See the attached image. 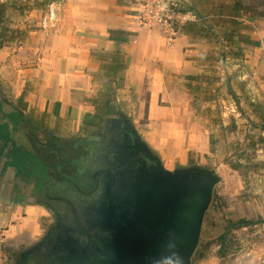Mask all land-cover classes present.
I'll return each instance as SVG.
<instances>
[{
    "label": "crops",
    "instance_id": "obj_1",
    "mask_svg": "<svg viewBox=\"0 0 264 264\" xmlns=\"http://www.w3.org/2000/svg\"><path fill=\"white\" fill-rule=\"evenodd\" d=\"M56 1L59 26L27 58L22 48L4 41L7 26L19 16L10 9L0 21V79L25 117L24 127L34 130L22 133L8 116L12 109L0 110L4 264H19L51 232L50 204L56 199L47 189L53 180L61 184L58 177L81 199L87 184L110 187L106 198L110 189L116 207L128 203L129 188L144 199L152 161L171 174L208 171L218 180L216 187L247 194L241 172L221 161L233 153L223 140L237 135L230 125L241 128L244 121L237 111L235 120L217 122L216 105L232 102L222 89L227 80L239 99L255 104L259 135L242 136L241 142L248 153L263 154L257 149L264 147V0H178L199 14L188 32L186 25L159 31L140 22L138 0ZM222 70L227 76L217 77ZM218 89L222 98L215 95ZM128 128L141 147L126 146ZM65 164L82 172L67 177L60 170ZM95 170L92 185L86 177ZM80 175L81 187L70 180Z\"/></svg>",
    "mask_w": 264,
    "mask_h": 264
},
{
    "label": "rangeland",
    "instance_id": "obj_2",
    "mask_svg": "<svg viewBox=\"0 0 264 264\" xmlns=\"http://www.w3.org/2000/svg\"><path fill=\"white\" fill-rule=\"evenodd\" d=\"M51 1L25 0L21 1L20 4H14V0H9L5 4L7 13L13 9L19 18L10 21V25L7 26L8 38L6 37L4 41L22 48L21 55L24 58H27L29 53L33 51L32 49L38 45H44V41L52 35V30L59 26V5L56 0ZM138 1L140 2V0ZM53 3L57 4V20L50 17L49 6ZM173 4L181 6L178 10L184 9L180 2ZM185 10L187 12L195 11L193 9ZM19 14L23 17L22 19ZM199 21L198 19L197 22ZM186 27L188 24L184 26V28ZM151 29L167 31V28L163 30ZM223 73L222 70L217 77H226L227 72L225 75ZM208 82L209 79L205 81V83ZM222 89L229 93L227 83H224ZM250 89H253V86ZM215 95L222 98L219 89ZM232 98L228 97L232 102L228 103L227 107L222 104L220 108L221 103H216V107L219 108L217 122L229 123V121L236 119L237 111H239V117L244 121V124L241 128L235 124L234 126L230 125V127H235V129L229 130L230 133L237 132V135H230L227 139L224 134L225 147L227 148L229 145L233 153L221 161L230 162L234 170L241 172L240 184L247 189V194L233 195L232 187H229L227 191L221 186L216 187L213 205L212 207L210 205L206 211L200 241L193 254L191 264H264V189L262 191V183L264 185V147L257 149L263 150V154L254 156L252 153H248L246 144L241 142L242 136L244 140L248 137H258L259 134L257 135L255 130H257L260 117L252 111V105L255 106L254 103L249 102L248 99L237 97L238 100H236L233 96ZM95 134L94 139L100 140L99 135ZM59 151L62 160L65 153ZM220 154L222 155L221 150ZM124 158L127 159L128 155L124 154ZM60 170L67 177H76V172H82L81 168H74L70 164L61 166ZM95 173L96 170L87 174L86 177V180H90L92 185L93 180L95 181ZM58 174L59 171L56 172L57 176ZM225 179H230V177H225ZM58 181L64 187L53 180L50 185L51 189H47V194L56 199L51 204L48 202L53 212L50 218L53 220L52 230L33 251L20 258L19 264H56L62 260L66 264L69 253L76 257L83 255V264H104L103 262L106 263L107 260H98V256L94 253L97 251L103 254L108 249L115 250L117 244L125 240H130L127 243L129 245L127 250H134L140 253L141 257L146 256L145 246L138 247L137 243L145 245L149 234L136 229L134 225H129V229H125L117 223L114 219V209L111 208L105 193L110 187L106 186L107 189L103 186L98 187V185L97 187H90L87 184L85 187L86 197L81 199V193L70 184H64L62 177H58ZM68 181L70 180L68 179ZM110 181L111 179H109ZM57 196H61L66 202L61 203V199H57ZM135 196L136 194L129 188V201L124 205L117 206L118 208L116 207L117 214L123 217L126 222L139 226L159 224L158 215L161 208L147 207V204L142 202L143 198L137 201ZM79 220L91 235L92 241L88 239L86 233L79 226ZM222 235L227 237V252H223L221 248L220 237ZM143 249L144 251H142ZM122 258H124L122 255H118L107 264H116Z\"/></svg>",
    "mask_w": 264,
    "mask_h": 264
},
{
    "label": "water",
    "instance_id": "obj_3",
    "mask_svg": "<svg viewBox=\"0 0 264 264\" xmlns=\"http://www.w3.org/2000/svg\"><path fill=\"white\" fill-rule=\"evenodd\" d=\"M125 144L130 147H141L140 144L133 142L129 128ZM152 162L150 168L153 173L148 174L144 180L146 187L142 202H145L147 207L161 208L158 215L159 224L139 226L126 222L117 214L111 190L107 191V199L114 209V219L117 223L125 229H129V225H134L136 229L149 234L145 245L137 243L138 247L145 246L146 256L141 257L140 253L127 250L129 246L127 243L130 240L120 242L115 250L111 249V252L124 257L116 264H191L200 241L204 217L213 200L218 180L212 173L202 169L180 170L171 174L165 172L161 164ZM79 226L92 241L91 235L80 220ZM103 255L110 256L111 253L107 250ZM107 263L109 262L104 264Z\"/></svg>",
    "mask_w": 264,
    "mask_h": 264
},
{
    "label": "built area",
    "instance_id": "obj_4",
    "mask_svg": "<svg viewBox=\"0 0 264 264\" xmlns=\"http://www.w3.org/2000/svg\"><path fill=\"white\" fill-rule=\"evenodd\" d=\"M9 0H0V4H7ZM178 0H140L139 21L160 30L166 29L175 31L181 29L184 25L197 22L199 16L196 11L182 12L178 10L180 5L173 4ZM53 20H57V4L49 6ZM181 8V6H180ZM225 75V71L223 73ZM8 259L6 245L0 235V264H4Z\"/></svg>",
    "mask_w": 264,
    "mask_h": 264
},
{
    "label": "trees",
    "instance_id": "obj_5",
    "mask_svg": "<svg viewBox=\"0 0 264 264\" xmlns=\"http://www.w3.org/2000/svg\"><path fill=\"white\" fill-rule=\"evenodd\" d=\"M181 11L186 12L185 9H181ZM6 13H7V6L4 4H0V21H2V19L5 17ZM189 28L193 29L192 26H190ZM185 30H186V32H188V27H186ZM227 86H228L230 95H232L234 97V99L238 100L237 95H236L235 91L233 90V88L230 84V81H228V80H227ZM5 108H11L12 109V113H10L8 116L16 124V126H18L21 129L22 133L30 132L31 134H33L34 130H32L31 128H29L26 125L24 127L25 117L20 111L15 109L13 104L10 103L8 97L5 94L4 85L2 84V81L0 79V110L4 111ZM21 147L19 148V151L23 152V149ZM24 154L28 158L29 157L34 158L32 153H24ZM36 161L39 162L38 159H36ZM89 163H91V161H89ZM87 168L90 169L88 164H87ZM83 178H84V175H80L76 179L72 178L70 180H72L77 186L81 187V181ZM212 205H213V203H212ZM212 205H211V207H212ZM220 244H221V248H222L223 252H227L228 246H227V237L226 236L222 235L220 237ZM69 252L70 251L68 249V253Z\"/></svg>",
    "mask_w": 264,
    "mask_h": 264
},
{
    "label": "flooded vegetation",
    "instance_id": "obj_6",
    "mask_svg": "<svg viewBox=\"0 0 264 264\" xmlns=\"http://www.w3.org/2000/svg\"><path fill=\"white\" fill-rule=\"evenodd\" d=\"M137 201L139 200L138 199V197H137V199H136ZM109 251H110V253H111V255L110 256H100V254L98 255L96 252L94 253V254H96L98 257V260H107V262H109V261H111V259H113V258H115L117 255H116V253L115 252H111V249H108ZM70 255H69V257L67 258V261H66V264H83L84 263V256L82 255V257H76V256H74L72 253H69ZM103 257V258H102ZM103 263H105V262H103ZM56 264H65V261L64 260H62V261H60L59 263H56Z\"/></svg>",
    "mask_w": 264,
    "mask_h": 264
}]
</instances>
